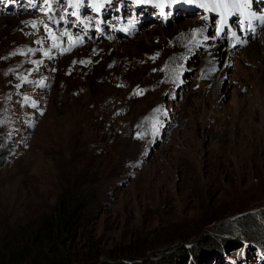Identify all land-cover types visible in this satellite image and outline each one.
<instances>
[{
    "label": "rangeland",
    "instance_id": "rangeland-1",
    "mask_svg": "<svg viewBox=\"0 0 264 264\" xmlns=\"http://www.w3.org/2000/svg\"><path fill=\"white\" fill-rule=\"evenodd\" d=\"M260 1L253 39L229 23L228 47L218 0H0V242L50 211L71 159L100 171L90 264H264V54L247 48ZM253 224L260 237L242 235ZM178 250L196 257L169 262Z\"/></svg>",
    "mask_w": 264,
    "mask_h": 264
},
{
    "label": "trees",
    "instance_id": "trees-1",
    "mask_svg": "<svg viewBox=\"0 0 264 264\" xmlns=\"http://www.w3.org/2000/svg\"><path fill=\"white\" fill-rule=\"evenodd\" d=\"M129 108L128 106L126 109ZM107 122L115 123L112 118H108ZM105 132L116 138L109 125H106ZM7 143L6 138L1 139L0 170L11 161L10 153L6 150ZM66 163L67 165L59 167L60 174L56 179L60 190L56 203L49 212L42 214L32 227L19 228L7 233V239L0 242V264H90V260L98 263L101 259L102 254L93 251L92 240L86 238L83 232L86 225L93 220L90 216L91 211L99 200L96 192L97 184L93 181L99 169L88 161V165L76 175L72 170L76 160L68 159ZM112 177L114 175L102 178L107 183ZM105 193L106 189L103 190L102 195ZM248 221L251 222L249 219ZM260 233L259 226L255 224L242 229V235L251 236L252 239L255 236L260 237ZM82 250H86L89 254L79 255L78 252ZM196 253V250L188 253L182 250L175 253L173 259L168 261H174L175 257L188 254L195 258ZM101 264L127 263L103 261Z\"/></svg>",
    "mask_w": 264,
    "mask_h": 264
},
{
    "label": "bare ground",
    "instance_id": "bare-ground-1",
    "mask_svg": "<svg viewBox=\"0 0 264 264\" xmlns=\"http://www.w3.org/2000/svg\"><path fill=\"white\" fill-rule=\"evenodd\" d=\"M218 2H220V0H218ZM201 2H200V6H201ZM256 5V4H253V6ZM230 6L231 4H229L227 7H223V6H220L218 7V12H219V15L223 17V19L225 20L226 22V27L229 23H233L235 20H236V14H231L230 15ZM264 6V4L262 5ZM202 8L204 9V6H202ZM202 8H200V11L202 10ZM178 13V11H175L174 13H172L173 16H176V14ZM210 18L212 17H215L214 15H209ZM177 21V20H176ZM118 23V22H117ZM182 25H184V27L186 29H191L192 33H196V32H199L200 31V27L199 26H195V25H192L190 23H183ZM259 26V25H258ZM224 29L223 33L220 35L221 37L227 35V32H226V28ZM204 30V29H203ZM202 31V30H201ZM153 35H157L160 33V30L158 29H153L152 32H151ZM253 35V33H251ZM249 35V34H248ZM252 35H249V38H252L253 36ZM253 39V38H252ZM243 40V39H242ZM226 41V40H225ZM219 43V39H218V42L216 43V46L218 45ZM228 44H229V38H228ZM237 45V44H236ZM228 47H231V45L229 44ZM228 47H224V49L226 50H229L230 48ZM248 50H250L251 53L253 54H264V36H259L256 40V38L251 41L250 43H248V46H247ZM232 49V48H231ZM220 49H216L215 47L213 49H211L210 53L208 54V58H206L207 60V65L208 66H215L216 62L215 60L216 59H219V56H220ZM230 53V57L229 58H233V56L236 55V53H234V51H229ZM233 60V59H232ZM226 68H228L229 70H231L232 67L229 66V64L227 63V66ZM225 68V69H226ZM214 81V80H213ZM216 87H218L217 89L219 90V87H220V82H217L216 83Z\"/></svg>",
    "mask_w": 264,
    "mask_h": 264
},
{
    "label": "snow or ice",
    "instance_id": "snow-or-ice-1",
    "mask_svg": "<svg viewBox=\"0 0 264 264\" xmlns=\"http://www.w3.org/2000/svg\"><path fill=\"white\" fill-rule=\"evenodd\" d=\"M45 2H47V0H45ZM138 2H140V0H138ZM143 2L148 3L149 0H143ZM154 2L158 5V6H165V5H171L173 3H183V2H187V0H154ZM241 2V0H220V3L217 5L218 7L223 6V7H227L230 3L233 6L238 5ZM243 3L246 5L247 4V0H243ZM201 6H204L203 3L201 4ZM33 27H35V25H33ZM67 51V50H66ZM45 55H47V53H45Z\"/></svg>",
    "mask_w": 264,
    "mask_h": 264
}]
</instances>
